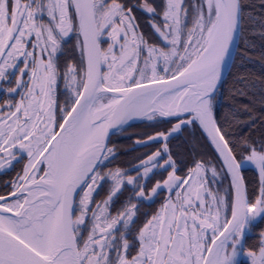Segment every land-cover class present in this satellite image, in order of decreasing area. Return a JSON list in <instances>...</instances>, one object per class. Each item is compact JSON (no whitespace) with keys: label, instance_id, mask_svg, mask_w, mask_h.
I'll use <instances>...</instances> for the list:
<instances>
[{"label":"snow or ice","instance_id":"obj_1","mask_svg":"<svg viewBox=\"0 0 264 264\" xmlns=\"http://www.w3.org/2000/svg\"><path fill=\"white\" fill-rule=\"evenodd\" d=\"M256 38L264 0H0V264H264V74L233 73ZM132 121L171 126L110 166ZM197 130L215 156L180 160Z\"/></svg>","mask_w":264,"mask_h":264},{"label":"flooded vegetation","instance_id":"obj_2","mask_svg":"<svg viewBox=\"0 0 264 264\" xmlns=\"http://www.w3.org/2000/svg\"><path fill=\"white\" fill-rule=\"evenodd\" d=\"M138 15L140 16V23L144 31L145 32L150 31L143 15L142 14H138ZM170 126L171 125L163 121H152V122L145 121L142 123L131 124L130 127L126 128L125 132L112 136L111 138L112 143L118 146L119 153L116 157V160L113 162V165L110 166L118 165L121 167H129L132 163L135 162V158L137 156L152 150L150 148H145L143 146L136 145L134 143L135 139L146 138V135L153 134L154 131L156 130H167ZM193 143L197 145L198 151L205 152L208 155L214 157V154L211 150V146L208 144L207 140L202 137L199 130L195 132L194 138L192 136H189V134L185 132L184 134L178 135L171 142L173 151L177 154L180 160L185 159L190 154ZM105 195H106V191L101 190L96 195V200L103 199ZM121 199H123V197H121ZM116 207H119L118 203L116 204ZM156 207H158V204H153L151 206V209L145 207L142 208L141 211L142 212L151 211L154 210Z\"/></svg>","mask_w":264,"mask_h":264},{"label":"trees","instance_id":"obj_3","mask_svg":"<svg viewBox=\"0 0 264 264\" xmlns=\"http://www.w3.org/2000/svg\"><path fill=\"white\" fill-rule=\"evenodd\" d=\"M250 4L257 5L259 3V0H248ZM240 49L244 50L245 45L243 42L240 43ZM261 53H264V41H261L259 38L255 39V49L250 50L251 59L244 58L243 56L240 57L242 60V63H239L235 69H233V73L235 72H241V73H254V74H264V63L261 62L260 56ZM227 83L224 86V90L226 92L227 88L231 85L233 77L231 75H226L225 77ZM223 111V110H222ZM260 111V109H258ZM240 134H251L254 136L259 135V131L255 129H250L249 127H244L239 130ZM214 156L215 153L213 149L211 148ZM6 175H0V188L3 186V182L5 180ZM243 176L245 178L246 184L248 186V190L250 195H255V193L258 191V175L257 172L253 168H247L243 172ZM260 228H264V222H261L257 229L253 231V233L248 238V245L254 246L258 243V231ZM241 264H247V262L241 260Z\"/></svg>","mask_w":264,"mask_h":264},{"label":"rangeland","instance_id":"obj_4","mask_svg":"<svg viewBox=\"0 0 264 264\" xmlns=\"http://www.w3.org/2000/svg\"><path fill=\"white\" fill-rule=\"evenodd\" d=\"M20 168H22V164L21 165H18L17 166V169L16 170H19ZM15 174V171H12V172H9L8 174H7V176H5V180L4 181H7V180H9V179H11V177L13 176ZM4 183V182H3ZM243 257H241V260H246L245 258H243Z\"/></svg>","mask_w":264,"mask_h":264},{"label":"bare ground","instance_id":"obj_5","mask_svg":"<svg viewBox=\"0 0 264 264\" xmlns=\"http://www.w3.org/2000/svg\"><path fill=\"white\" fill-rule=\"evenodd\" d=\"M142 122H145V121H132V122H130V124H134V123H142Z\"/></svg>","mask_w":264,"mask_h":264},{"label":"crops","instance_id":"obj_6","mask_svg":"<svg viewBox=\"0 0 264 264\" xmlns=\"http://www.w3.org/2000/svg\"><path fill=\"white\" fill-rule=\"evenodd\" d=\"M253 169H254V168H253ZM254 170H255V169H254ZM255 171H256V170H255ZM256 172H257V171H256ZM257 175H258V173H257ZM242 259H243V258H242ZM243 261L247 262V261H246V260H244V259H243Z\"/></svg>","mask_w":264,"mask_h":264},{"label":"water","instance_id":"obj_7","mask_svg":"<svg viewBox=\"0 0 264 264\" xmlns=\"http://www.w3.org/2000/svg\"><path fill=\"white\" fill-rule=\"evenodd\" d=\"M227 75V74H226ZM226 77V76H225ZM210 145V144H209ZM211 146V145H210ZM212 148V147H211ZM213 149V148H212ZM213 151H214V149H213ZM215 153V152H214Z\"/></svg>","mask_w":264,"mask_h":264}]
</instances>
